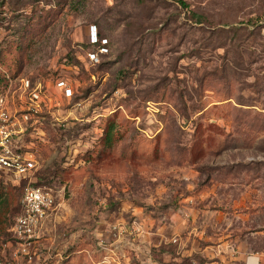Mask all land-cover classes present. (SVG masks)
<instances>
[{"label":"rangeland","instance_id":"1","mask_svg":"<svg viewBox=\"0 0 264 264\" xmlns=\"http://www.w3.org/2000/svg\"><path fill=\"white\" fill-rule=\"evenodd\" d=\"M185 1L0 0V77L43 88L25 138L55 199L20 236L31 180L0 178V264H264V0Z\"/></svg>","mask_w":264,"mask_h":264},{"label":"built area","instance_id":"2","mask_svg":"<svg viewBox=\"0 0 264 264\" xmlns=\"http://www.w3.org/2000/svg\"><path fill=\"white\" fill-rule=\"evenodd\" d=\"M107 43L108 39L101 38L97 26L92 25L89 44L97 47L98 52H91L90 58L98 60L99 54L108 53ZM57 87L64 96H73V89L66 81H57ZM43 98V88L25 77L11 81L0 93V178H11L18 184L31 180L24 189L21 213L15 224L17 233L25 237L40 231L55 204L54 196L46 187L33 184L37 160L25 138L30 116L40 111Z\"/></svg>","mask_w":264,"mask_h":264},{"label":"trees","instance_id":"3","mask_svg":"<svg viewBox=\"0 0 264 264\" xmlns=\"http://www.w3.org/2000/svg\"><path fill=\"white\" fill-rule=\"evenodd\" d=\"M175 1H177V2H179L182 6H184V7H187V6H189V4L185 1V0H175ZM192 14H193V16L195 17V22H198L199 20H201V19H199V17H201V15L199 14V13H196L195 11H192ZM196 18H198V19H196ZM100 35V34H99ZM100 37L101 38H104V37H102V35H100ZM4 78H6V81L8 80V82L6 83V85H4L1 89H0V93L1 92H3L5 89H7V86H8V84H9V82L11 81V77L10 76H8V75H3V77H0V79L1 80H3Z\"/></svg>","mask_w":264,"mask_h":264}]
</instances>
